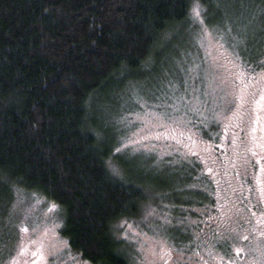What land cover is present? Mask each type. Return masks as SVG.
<instances>
[{
  "label": "trees",
  "instance_id": "16d2710c",
  "mask_svg": "<svg viewBox=\"0 0 264 264\" xmlns=\"http://www.w3.org/2000/svg\"><path fill=\"white\" fill-rule=\"evenodd\" d=\"M199 1L207 25H235L214 5L223 0ZM191 3L0 0V204L13 202L15 190L52 202L62 213L61 236L89 264H130L118 224L145 205L193 208L199 165L176 150L154 165L155 153L120 148L123 98L113 100L129 82L146 81V90L136 88L147 99L185 89L179 70L160 73L162 60L176 57L170 34L184 30ZM225 3L244 28L231 27L245 38L242 59L258 65L264 0ZM194 129L210 139L209 127ZM8 227H0V264L10 256Z\"/></svg>",
  "mask_w": 264,
  "mask_h": 264
},
{
  "label": "rangeland",
  "instance_id": "374dc122",
  "mask_svg": "<svg viewBox=\"0 0 264 264\" xmlns=\"http://www.w3.org/2000/svg\"><path fill=\"white\" fill-rule=\"evenodd\" d=\"M197 5L200 18L192 13ZM214 5L224 6L226 19L235 25H230L226 20L223 24L207 25L201 1L192 0L188 18L183 23L184 30L175 27L171 31L170 35H174L177 41L171 45L172 51L176 50L177 54L176 57L162 60L165 68L160 76L179 70L178 74L186 83L182 92L174 91L176 86L171 88L172 98H162L163 95H170L163 92L148 100L146 95L139 92V88L146 85L143 80L136 82L140 84L138 89L139 84L134 86L135 82H129L120 90L122 93L118 91L113 96L116 102L118 97L123 98L120 106L121 111L124 109L121 114L123 131L118 139L119 147L131 152L155 153L156 156L149 161L154 165L172 155L171 150H176L181 154L178 156L185 158L196 155L200 157L197 183L203 181V175L211 171L208 168L211 163L209 155L215 146L238 147L231 144L232 139L227 138L231 137L235 123L239 125L248 110L251 109L250 114L258 113L256 98L264 90V55L256 59L258 65L255 66L243 60L240 47L245 45V38L231 35L235 32L231 27L237 23L242 31L244 28L233 21L236 15L225 0L214 2ZM154 81L157 87L161 84L157 77ZM236 119L238 122H235ZM253 119L251 125L243 128L253 129ZM194 125L209 127V134L214 138L207 139L194 129ZM212 125H216V129ZM116 130L117 133L120 131L118 127ZM228 172L226 169L225 173ZM209 174L207 181L215 180V185H218L220 179L214 172ZM13 198V202L3 201L0 204V227L9 225L6 232L12 235L8 249L10 256L1 264H89L71 251L61 236L62 213L53 207L52 202L23 190H15ZM161 204L164 207L154 208L147 204L134 220H124L118 224L119 237L125 241L124 253L130 264H166V256L170 252L179 258L182 248L179 237L186 225L183 223L184 215L191 216V224L188 225L191 228L194 213L187 208L171 212L165 208L166 204ZM189 228L190 234L194 232ZM174 231L177 233L174 234Z\"/></svg>",
  "mask_w": 264,
  "mask_h": 264
},
{
  "label": "flooded vegetation",
  "instance_id": "af4514ba",
  "mask_svg": "<svg viewBox=\"0 0 264 264\" xmlns=\"http://www.w3.org/2000/svg\"><path fill=\"white\" fill-rule=\"evenodd\" d=\"M256 99L258 113L248 110L227 138L238 147L215 146L211 171L191 185L193 226L184 215L180 259L170 252L166 264H264V90ZM252 119L254 128L244 129ZM191 158L199 165L200 157ZM211 172L218 185L207 181Z\"/></svg>",
  "mask_w": 264,
  "mask_h": 264
},
{
  "label": "snow or ice",
  "instance_id": "6c2138e0",
  "mask_svg": "<svg viewBox=\"0 0 264 264\" xmlns=\"http://www.w3.org/2000/svg\"><path fill=\"white\" fill-rule=\"evenodd\" d=\"M192 13H193L194 17L200 18V9H199L198 5L193 8ZM53 207H55V206H53ZM25 231H26V229H25Z\"/></svg>",
  "mask_w": 264,
  "mask_h": 264
}]
</instances>
